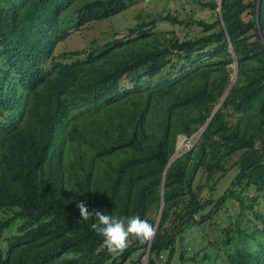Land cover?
Segmentation results:
<instances>
[{
  "label": "trees",
  "instance_id": "trees-1",
  "mask_svg": "<svg viewBox=\"0 0 264 264\" xmlns=\"http://www.w3.org/2000/svg\"><path fill=\"white\" fill-rule=\"evenodd\" d=\"M133 1L0 0V237L16 227L0 264H125L139 251L142 258L148 251L146 264L163 253L171 264L177 243L180 264H264V213L253 204L264 198V157L256 152L264 144L256 24L264 39V0L258 17L257 0H221L224 28L212 0L205 7L216 18L195 20L203 31L197 37L155 32L161 22L181 24L157 14L103 45L55 53L73 31L114 18ZM234 57L237 77L227 92ZM195 134L199 140L171 159L177 138ZM237 151L246 162L202 214L210 200L193 188L198 171L224 170L223 154ZM237 186L256 196L241 197ZM162 189L155 238L143 245L130 239L110 255L91 228L95 211L138 215L155 226L149 212L155 207L158 215ZM229 199L239 203V221L220 231L211 216ZM81 201L93 212L87 221ZM211 225L217 240L187 256L185 233Z\"/></svg>",
  "mask_w": 264,
  "mask_h": 264
},
{
  "label": "rangeland",
  "instance_id": "rangeland-1",
  "mask_svg": "<svg viewBox=\"0 0 264 264\" xmlns=\"http://www.w3.org/2000/svg\"><path fill=\"white\" fill-rule=\"evenodd\" d=\"M86 1V0H85ZM90 1V0H89ZM212 0H135L130 4L129 8L123 13L111 18L109 20H103L94 22L86 25L78 31H73L63 43H60L56 50V54H61L63 52L79 51L89 47V45L96 41V45L100 46L113 38H121L127 34L128 28H134L137 24L143 21L148 23L151 21L153 15L162 14L171 15L175 17L176 20L180 21L181 24L161 22L155 25V32H162L168 34L166 37H171L169 32L174 31L176 37L182 39L187 37H197L202 35L203 31L200 27L194 25L195 20H202L205 22H212L216 15L205 4L211 2ZM217 1V0H213ZM218 13V11H215ZM219 14V13H218ZM238 68V65H237ZM235 64L229 66V70L232 75L234 74ZM237 77V76H236ZM199 134L190 139H186L183 136H179L176 140L175 151L171 159L178 157L183 152L189 150L194 143H196L199 138ZM193 139V140H192ZM193 141V142H192ZM192 142V143H191ZM256 152L259 158H263L264 154V144H256ZM242 151H237L233 154L226 155L222 157V167L224 170L215 171L210 177L205 169H200L193 182V188L196 190L200 197L205 200H210V205L202 213L206 214L210 210L212 204L215 203L217 199L224 195L228 190L231 183L235 179L239 168L246 162L245 159L241 160L240 154ZM254 159V156L250 158V161ZM264 159V158H263ZM239 163V166L237 165ZM242 165V166H241ZM236 192H241V197L248 196V198H254L256 193L252 188L248 190H242L240 187H236ZM248 201L246 204H250ZM254 209L259 210L264 213V198L258 200V202L253 203ZM241 213V208L239 203L235 199H229L223 205V208L215 215H212L211 220L216 227L221 231H225L228 227L232 225L235 226L236 222L239 221L238 215ZM247 213H245L246 215ZM158 216V215H157ZM156 209L153 207L149 212V217L156 219ZM245 218H251L250 215L244 216ZM242 218V220L244 219ZM242 226V224H240ZM212 225L205 229L204 233L201 229L194 227L185 233V245L184 248L187 249V256L191 257L194 253L199 251L204 247L208 240H214L218 235L216 232L218 230ZM16 232V227L13 226L10 231L5 232L3 236L0 237V248H4L5 239L8 235ZM221 233V232H220ZM208 236V238H207ZM213 246H217L213 243ZM176 254L171 261V264H180L178 261V255L181 252L179 244H176ZM219 256L225 258V250L223 246H218ZM214 255V254H213ZM140 258L143 264H146V258L140 255V251L135 253L125 264H132ZM167 259V253H163L161 256V262L157 264H163ZM216 264H220L217 260ZM222 264H227L226 262Z\"/></svg>",
  "mask_w": 264,
  "mask_h": 264
},
{
  "label": "clouds",
  "instance_id": "clouds-1",
  "mask_svg": "<svg viewBox=\"0 0 264 264\" xmlns=\"http://www.w3.org/2000/svg\"><path fill=\"white\" fill-rule=\"evenodd\" d=\"M76 206L80 220L87 221L93 215L86 206V202H78ZM94 216L96 222L91 225V228L103 238V247L110 255L123 252L128 247L130 239L143 245L155 238L156 229L153 224L146 219H141L138 215L116 217L96 210Z\"/></svg>",
  "mask_w": 264,
  "mask_h": 264
},
{
  "label": "water",
  "instance_id": "water-1",
  "mask_svg": "<svg viewBox=\"0 0 264 264\" xmlns=\"http://www.w3.org/2000/svg\"><path fill=\"white\" fill-rule=\"evenodd\" d=\"M261 1L262 0H257L256 1V16L258 17V14H259V8H260V5H261ZM220 6H221V0H217V11L219 13V18H220V21H221V25L222 27L224 28L223 26V22H222V19H221V15H220ZM256 24H257V28H258V32L260 34V41L263 45V48H264V39H263V36L261 35V30L259 28V21L258 19H256ZM229 48H230V52L231 54L234 56V52H233V49L231 48V46L229 45ZM234 64H235V69H234V74L232 76V82H231V85L229 86V88L227 89V92L231 89L235 79H236V76H237V63H236V60H235V57H234ZM219 105L216 106V108L214 109L213 113L211 114V116L209 117L208 120L211 119V117L213 116V114L216 112V110L218 109ZM198 138H200V134L198 135ZM263 138H264V134H263ZM162 210H163V189H162V192H161V203H160V208H159V212H158V216H157V219H156V222H155V228L157 227V224L160 220V217H161V213H162ZM146 260L148 258V251L146 253V256H145ZM159 262H161V258L159 259Z\"/></svg>",
  "mask_w": 264,
  "mask_h": 264
}]
</instances>
